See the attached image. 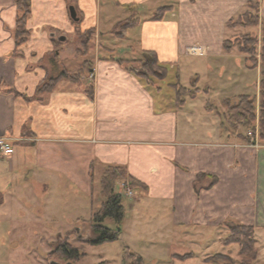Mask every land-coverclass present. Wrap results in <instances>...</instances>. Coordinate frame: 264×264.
<instances>
[{
  "label": "crops",
  "instance_id": "crops-1",
  "mask_svg": "<svg viewBox=\"0 0 264 264\" xmlns=\"http://www.w3.org/2000/svg\"><path fill=\"white\" fill-rule=\"evenodd\" d=\"M249 3L258 4V25L228 27ZM30 4V37L16 46V0H0V136L13 144L11 155L0 156V246H17L23 237L15 236L16 229L50 226L64 208L91 206L94 177L107 166L123 168L127 178L147 188L134 191L127 210L123 205V222L128 212L153 208L167 215L173 228L214 227L232 219L253 227L256 238L264 233V148L249 145L240 128L229 132L224 109L211 104L215 97L258 99L260 64L251 68L235 45L225 50L223 44L245 29L260 37L264 0H76L80 31L94 29L105 44L113 42L106 41L112 29L102 27L111 22L104 7L125 9L124 20L126 6H136L139 23L126 33L133 42L129 57L103 49L122 60L152 52L161 64L188 70L196 94L180 107L160 105L136 76L103 54L93 59L91 80L62 81L36 96L38 85L56 70L44 67L43 60L54 52L59 60L73 53L66 42L74 28L66 0ZM162 7L171 10L152 20ZM56 40L61 44L54 50ZM191 46L202 47L205 55H188ZM90 87L92 97L86 92ZM200 174L215 178V184L196 185ZM34 236V242L44 240Z\"/></svg>",
  "mask_w": 264,
  "mask_h": 264
},
{
  "label": "rangeland",
  "instance_id": "rangeland-1",
  "mask_svg": "<svg viewBox=\"0 0 264 264\" xmlns=\"http://www.w3.org/2000/svg\"><path fill=\"white\" fill-rule=\"evenodd\" d=\"M68 4L74 6L76 1H69ZM75 7V6H74ZM109 14L106 15V19L111 22L102 24L105 31L111 30V36L106 41L112 38V44H105V41L100 42V36L94 30V35L89 38L91 41L88 43V53L84 58L77 56V50L81 48V43L86 39L87 36L77 33L74 28V33L68 35L67 46L69 52H73L68 58L59 60L55 52L52 55H48L43 60L44 67L51 69L55 67V71H50L46 78H54L63 71H67L70 74H75L76 71H80L83 68L82 76L85 80H91L93 75V59L100 55H110L109 60H117L114 58L113 52H107V48L114 50V54L120 58H127L130 55L129 46L133 45V42L129 39L126 40V35L123 34L124 25L128 21L127 19L121 20L128 16L125 9L116 8L114 4L104 7ZM121 20L120 22H118ZM118 22V23H117ZM114 25V27L112 26ZM249 29L244 31L240 30L236 35L237 45H246L245 38L254 37V35L247 33ZM60 34V33H59ZM124 35V36H123ZM261 36V33L260 35ZM117 38L121 41L116 40ZM258 38V37H257ZM261 38V37H260ZM258 38V39H260ZM55 40V39H54ZM54 50L59 48L60 44L57 40ZM103 47H107L103 49ZM260 45L257 47V52L252 57L246 55V58L256 60L260 64L259 58ZM108 50V49H107ZM191 56V55H190ZM122 60V59H121ZM142 60V54H135L134 57L127 61L126 64L121 65L122 68L128 71L132 75L139 73L140 65L138 61ZM59 61H61L59 63ZM255 62V61H254ZM169 69V74L164 80H153V87H147L143 81L141 83L149 88L156 100L160 105L173 106L175 105V92L171 85L176 80V74H178L179 84L187 89L185 98L195 96V84L191 85L190 72L183 70L177 72L176 69L170 68L168 64H164ZM249 65H251L249 63ZM68 66V67H67ZM261 66V72L264 71V66ZM132 70V71H131ZM161 88L160 91L155 89ZM253 90H250V93ZM259 98V97H258ZM256 99V98H255ZM221 97H215L212 100V105L218 109H224L226 114V108L223 105ZM259 99H256L258 104ZM198 104V103H197ZM258 112V111H257ZM257 114V113H256ZM254 128L242 129L244 134L247 135V143L255 149L264 148V137L261 138L259 135V122L256 118ZM103 173V172H102ZM102 175V174H101ZM100 178V177H99ZM99 178L97 174L94 177V193L92 199V205L86 206L83 210L76 208H64L58 214L52 216L53 224L50 226L43 225L37 227L36 230L32 226H26L24 228L16 229L13 231L15 236L20 234L22 239L13 237L21 240L17 243L15 248L9 247L8 245L0 246V264H49L51 261L65 264L66 260L59 256L58 252L52 254L57 244H61L62 241L68 242L71 247L77 248L80 254H83L78 261H72L71 264H123V254L125 250L136 253L142 257V264H210L212 262L210 258L213 256L227 255L233 261L234 264H240L241 257H239V248L237 245H224L223 241L230 235L229 226L243 225L238 221L232 219H226L222 222H218L214 227H202V226H183L175 227L169 224V217L164 214H158L153 212V208H146L141 213L128 212V216L125 222L120 227V237L118 241L107 243L98 246H87L86 239L90 236L89 220L92 214L98 212L104 201L102 194L100 193ZM206 181L210 184V177L200 178V181ZM120 183L117 184L116 191L118 194L120 189ZM208 184V185H209ZM207 185V184H205ZM129 186V184H128ZM130 187V186H129ZM131 189V188H130ZM132 197H126L121 195L122 203L127 210V206L132 204V200L135 199L134 190ZM127 212V211H126ZM168 218V219H167ZM167 219V220H166ZM71 220V222H69ZM207 221L216 222V220L209 219ZM103 225L107 228H114L115 225L111 219H106ZM246 226V225H244ZM61 229V230H58ZM254 229V228H253ZM34 232L37 237L42 234L44 235L43 241L34 239ZM254 248L257 251V264H264V233L259 231L258 236H254ZM256 261V260H255ZM255 261L252 263L254 264Z\"/></svg>",
  "mask_w": 264,
  "mask_h": 264
},
{
  "label": "trees",
  "instance_id": "trees-1",
  "mask_svg": "<svg viewBox=\"0 0 264 264\" xmlns=\"http://www.w3.org/2000/svg\"><path fill=\"white\" fill-rule=\"evenodd\" d=\"M73 1V0H70ZM76 1V0H75ZM69 1H67L68 4ZM72 6L68 4V7ZM75 6V7H74ZM74 9L76 12L77 21L70 19V23L76 28L77 33L87 36L85 40L81 43V48L77 50V56L84 58L88 53V43L91 41L90 36L94 35V29H89L86 31H80V24L82 22V14L78 10L76 4H74ZM129 12L128 21L124 25L123 34H126L130 29L135 28L138 23V14L135 5L126 6ZM16 24L14 30V42L16 46L23 45L30 37V31L27 29V21L31 14V4L30 0H16ZM169 7L158 8L152 14V20H161L164 15L170 11ZM258 4L249 3L247 5V10L241 14L236 20L229 21L226 25L231 28L242 27H255L258 25ZM124 36V35H123ZM261 37V38H260ZM258 39L256 36L253 38H245L246 45L244 47L242 44L237 45L234 42L225 41L223 46L225 50H230L232 46H236L240 53L249 55L258 53L257 47L260 45L259 49V62L264 66V25L261 28V36ZM54 45L57 42H53ZM119 65L126 64L127 61L121 59L114 60ZM246 60L251 64V68L257 66V61L252 58ZM255 61V62H254ZM128 63V62H127ZM140 65L139 73H135L136 78L143 81L147 87H153V80H164L169 74V69L161 64L156 55L152 52H142V60L138 61ZM128 65V64H126ZM83 68L80 69L78 73L70 74L67 71H63L58 76L54 78H46L42 83H40L36 89V96L49 94L55 90L59 83L62 81H67L72 84H80L82 80ZM132 71V70H131ZM176 82L171 85L175 92V106L180 107L185 102V96L187 89L182 87L178 81V74H176ZM159 90V88H157ZM89 97H92V88L90 87L87 91ZM191 96L190 98H193ZM259 101L256 103L255 97L248 95H239L234 100H225L223 102L226 108V114L224 117L223 125L226 126L229 132L236 131L237 127L250 130L254 128V122L256 118L259 122V135L261 138L264 137V71L261 72V79L259 82ZM258 111V112H257ZM257 113V114H256ZM247 136L245 141H247ZM93 170V165L90 166V176ZM92 177V176H91ZM205 177L200 174L196 178V185L200 182V178ZM211 178V184H215L216 179ZM93 179V178H92ZM119 182H127L131 189L134 191L141 190L146 192L147 188L142 184L138 183L134 179L126 177L125 171L121 167L107 166L101 177L99 178L100 191L103 196V203L98 212L91 215L89 220L90 226V236L86 239L87 246H98L107 243H112L119 240L120 237V227L125 218V209L122 203L121 195L117 193L116 187ZM111 219L115 225L114 228H107L103 225L104 220ZM230 235L223 241L224 245L235 244L239 248V257H241L240 264H252L257 258V251L254 248V229L251 226L244 225H233L229 226ZM58 252L59 256L64 258L66 262L78 261L83 254L79 253L77 248L70 246L68 242L62 241V243L57 244L52 254ZM84 257V256H82ZM212 263L210 264H234V261L227 255L217 254L210 258ZM142 257L136 253L125 250L123 254L122 263L123 264H142Z\"/></svg>",
  "mask_w": 264,
  "mask_h": 264
},
{
  "label": "built area",
  "instance_id": "built-area-1",
  "mask_svg": "<svg viewBox=\"0 0 264 264\" xmlns=\"http://www.w3.org/2000/svg\"><path fill=\"white\" fill-rule=\"evenodd\" d=\"M187 54L191 56H198L202 57L205 55V50H203L200 46H191L187 49ZM13 153V144L12 141L5 137L0 136V156H9ZM120 189L119 191L120 195H125L126 197H132L133 191L128 186L127 182H121L120 183Z\"/></svg>",
  "mask_w": 264,
  "mask_h": 264
},
{
  "label": "water",
  "instance_id": "water-1",
  "mask_svg": "<svg viewBox=\"0 0 264 264\" xmlns=\"http://www.w3.org/2000/svg\"><path fill=\"white\" fill-rule=\"evenodd\" d=\"M66 1H70V0H66ZM68 14H69V18H70L71 20H73V21H77V20H78L77 17H76L75 9H74L73 6H69V7H68ZM59 40H60V41H64L65 38L62 37V38H60ZM49 264H60V263H57V262L51 261ZM65 264H71V263H70V262H67V263H65Z\"/></svg>",
  "mask_w": 264,
  "mask_h": 264
}]
</instances>
